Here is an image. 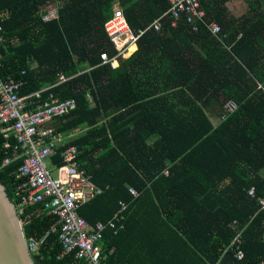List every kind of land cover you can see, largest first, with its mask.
Here are the masks:
<instances>
[{
  "label": "trees",
  "instance_id": "16d2710c",
  "mask_svg": "<svg viewBox=\"0 0 264 264\" xmlns=\"http://www.w3.org/2000/svg\"><path fill=\"white\" fill-rule=\"evenodd\" d=\"M200 1L219 35L203 25L193 32L185 21L172 27L169 17L155 30L169 0H0L2 79L24 81L21 95L40 93L37 104L75 100V110L51 124L62 135L77 132L60 153L76 148L79 168L104 188L78 213L108 222L121 201L130 205L125 229L106 232L108 264H264V0H244L249 9L239 17L228 0ZM117 5L145 32L113 69L102 55L118 52L106 30ZM229 100L238 109L227 116ZM209 110L227 117L215 124ZM5 144L0 127V180L27 242L47 235L31 253L34 264H83L59 258L57 216L41 203L21 207L20 164L3 166ZM239 233L242 260L231 247Z\"/></svg>",
  "mask_w": 264,
  "mask_h": 264
},
{
  "label": "built area",
  "instance_id": "2783aa9c",
  "mask_svg": "<svg viewBox=\"0 0 264 264\" xmlns=\"http://www.w3.org/2000/svg\"><path fill=\"white\" fill-rule=\"evenodd\" d=\"M170 7L167 12L155 20L151 26L161 31L164 18L169 17L171 26L176 27L185 21L193 30L198 32L201 25L205 26L212 34L219 35L221 25L208 19L200 0H169ZM57 11L51 10L43 19L50 20L57 16ZM106 30L118 50L117 55L111 58L108 52L102 55L103 64L118 69L122 60H128L137 49V41L145 31L136 33L129 25L125 11L121 5L115 8L114 16L106 23ZM0 25V70L3 55L1 45L4 42ZM136 49L131 51V46ZM25 75V72H23ZM62 82H66L61 77ZM24 81H5L0 74V127L5 137L6 160L4 167L20 164L18 177L23 178L22 184L16 189L21 207L35 203H42L43 209L48 214L57 216V227L52 231L59 233L63 252L59 258L73 255V258L83 264H108L103 241L105 232L111 228L118 234L125 228V219L129 210V203L120 202V209L108 223H88L79 213V208L87 201L104 192L92 175L86 174L77 164L78 150L69 147L60 153L64 146L65 138L57 133L52 123L57 118H64L75 110L74 99L60 101L51 97L43 104L32 101L33 97H40V93L22 96L21 91ZM262 100L264 101V84H259ZM88 100L93 97L88 95ZM238 109V104L229 100L224 104L227 116ZM227 116H223L224 120ZM60 158L62 166L54 163ZM53 172L59 173L56 177ZM134 197L139 196L135 187H131ZM251 197L256 196L255 189L249 192ZM260 210H264V196L258 201ZM47 236V235H46ZM45 236V237H46ZM41 241L32 240L28 243L30 253H37L43 245ZM242 234L239 233L231 247L235 248V257L244 259L241 249Z\"/></svg>",
  "mask_w": 264,
  "mask_h": 264
},
{
  "label": "water",
  "instance_id": "95a60500",
  "mask_svg": "<svg viewBox=\"0 0 264 264\" xmlns=\"http://www.w3.org/2000/svg\"><path fill=\"white\" fill-rule=\"evenodd\" d=\"M0 264H34L16 203L0 180Z\"/></svg>",
  "mask_w": 264,
  "mask_h": 264
},
{
  "label": "crops",
  "instance_id": "0c3cea01",
  "mask_svg": "<svg viewBox=\"0 0 264 264\" xmlns=\"http://www.w3.org/2000/svg\"><path fill=\"white\" fill-rule=\"evenodd\" d=\"M240 2V3H239ZM226 7L228 8V11L231 15L235 16V17H239V16H242L243 14H245L248 9H249V5L244 1V0H228V2L226 3ZM198 46V45H197ZM210 112V117L211 119L214 121L215 124H218L219 121H222L223 119V116L221 118V116L219 117L218 113L215 112V111H211L209 110ZM77 132L75 133H72V134H69V135H63L64 138H65V142L68 141V139H72L75 135H76ZM56 160V159H55ZM42 204V203H41ZM111 220V219H110ZM109 220V221H110ZM58 221V219H57ZM108 221V222H109ZM100 222V221H99ZM102 222H105V221H102ZM108 222H105V223H108ZM90 223V222H88ZM125 223V222H124ZM91 224H96V223H91ZM54 227H57V222L55 224ZM126 227V225H125ZM110 229V228H109ZM125 229V228H124ZM123 229V230H124ZM108 230V229H107ZM106 230V232H107ZM106 232H105V239H106ZM105 241V240H104ZM103 241V243H104ZM104 246V245H103Z\"/></svg>",
  "mask_w": 264,
  "mask_h": 264
},
{
  "label": "rangeland",
  "instance_id": "374dc122",
  "mask_svg": "<svg viewBox=\"0 0 264 264\" xmlns=\"http://www.w3.org/2000/svg\"><path fill=\"white\" fill-rule=\"evenodd\" d=\"M52 174L54 177H56L59 173L53 172Z\"/></svg>",
  "mask_w": 264,
  "mask_h": 264
},
{
  "label": "clouds",
  "instance_id": "9594fccd",
  "mask_svg": "<svg viewBox=\"0 0 264 264\" xmlns=\"http://www.w3.org/2000/svg\"><path fill=\"white\" fill-rule=\"evenodd\" d=\"M201 2V1H200ZM202 5V4H201ZM208 17V16H207ZM209 19V18H208Z\"/></svg>",
  "mask_w": 264,
  "mask_h": 264
}]
</instances>
